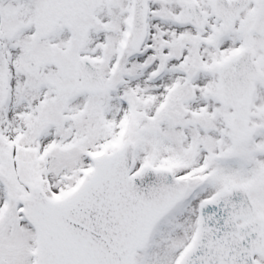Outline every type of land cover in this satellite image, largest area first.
<instances>
[{
    "label": "snow or ice",
    "instance_id": "1",
    "mask_svg": "<svg viewBox=\"0 0 264 264\" xmlns=\"http://www.w3.org/2000/svg\"><path fill=\"white\" fill-rule=\"evenodd\" d=\"M0 264H264V0H0Z\"/></svg>",
    "mask_w": 264,
    "mask_h": 264
}]
</instances>
